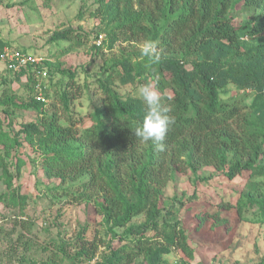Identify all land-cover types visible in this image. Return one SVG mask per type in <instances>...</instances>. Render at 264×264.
Listing matches in <instances>:
<instances>
[{"label": "trees", "instance_id": "trees-1", "mask_svg": "<svg viewBox=\"0 0 264 264\" xmlns=\"http://www.w3.org/2000/svg\"><path fill=\"white\" fill-rule=\"evenodd\" d=\"M98 4L97 34L109 38L93 47L97 52L113 49L121 39H152L161 50V62L152 65L141 52L114 57L111 63L105 60L108 64L95 73L101 104L88 116L89 126L83 118L72 116L74 101L88 88L79 82L77 71L63 68L61 62L45 61L44 80L32 66L16 72L26 78L32 97L23 104L16 102V95L4 94L3 113L11 119L16 109H31L38 117L15 136L2 129L0 120V149L10 155L23 143L35 147L47 179L82 186L77 200L96 199L107 234L119 242L106 244L101 264H170L165 257L174 250L194 259L191 231L172 218L176 204L167 208L163 195L177 173L197 177L203 168L213 167L234 180L249 172V188L241 193L235 209L245 222L262 227L264 0H98ZM80 37L69 28L55 31L52 41L82 45ZM4 47L10 46L0 41V52ZM59 74L64 80L57 83L63 86L56 99L62 112L48 111L47 102L36 100L37 85L45 87L47 100L46 82ZM144 83L160 92L163 105L175 118L163 151L134 135L146 111L134 98L135 90ZM128 85L133 86L132 93L122 94L121 87ZM230 85L237 89L236 96H231ZM24 166L21 158L13 165L0 152V203L15 212L16 220L21 219L22 229H26L23 218L30 197L16 181ZM209 218L226 222L219 214L200 212L196 228ZM50 244L55 250L46 264L90 263L100 245L96 236L87 240L85 227L73 242ZM68 247H73V254Z\"/></svg>", "mask_w": 264, "mask_h": 264}, {"label": "rangeland", "instance_id": "rangeland-1", "mask_svg": "<svg viewBox=\"0 0 264 264\" xmlns=\"http://www.w3.org/2000/svg\"><path fill=\"white\" fill-rule=\"evenodd\" d=\"M98 6V0H0V41L41 58L43 63L61 62L63 68L77 71L82 85H88L72 105V116L83 118L87 126L91 124L88 123V116L101 104L95 73L101 66L111 63L114 57L140 52L144 41L121 39L113 49L105 47L103 53L97 52L93 47L109 38L106 34H97L100 21L94 15ZM69 28L81 35L82 45H76L75 41H52L55 31ZM61 79L64 80L59 74L46 82L49 85L48 111L62 112L56 99V93L63 86L61 83L57 85L59 80L62 82ZM29 88L25 77L7 71L0 63V99L7 93L16 95L18 103H29L32 97ZM229 88L231 96H236L237 89L233 85ZM132 91L131 85L120 89L124 95ZM3 111L0 104L2 129L9 136H15L22 126L38 117L34 110L16 109L12 118L8 119ZM0 152L13 165L18 158L24 160L25 166L16 184L22 193L30 197L23 218L27 223L26 229L20 226L21 219L16 220L15 212L0 203V264H46L52 249L55 250L50 242H73L84 227L87 240L93 241L96 236L100 244L97 257L86 264H101V255L107 251L106 244L113 241V246H117L119 242L107 234L108 228L96 207V199H84V196L77 200L75 197L83 194L82 186L47 179L39 151L27 143H23L18 151H10V155L5 153L4 147ZM249 177L250 173L244 172L230 180L213 167L203 168L197 177L190 173L175 175L164 188L163 195L167 208L176 204L172 218L190 229V245L195 256L189 259L181 251L174 250L165 257L170 264L180 261L189 264H259L264 261V225L257 228L245 222L235 209L241 193L249 188ZM0 190H3L2 184ZM219 205L231 208L225 211ZM200 212L219 214L226 222L209 218L197 229L196 216ZM248 218H251L250 214ZM141 221L142 218L137 220ZM67 250L72 254L74 252L73 247Z\"/></svg>", "mask_w": 264, "mask_h": 264}, {"label": "clouds", "instance_id": "clouds-1", "mask_svg": "<svg viewBox=\"0 0 264 264\" xmlns=\"http://www.w3.org/2000/svg\"><path fill=\"white\" fill-rule=\"evenodd\" d=\"M140 52L141 56L152 65H157L162 60L161 50L155 40H144L140 45ZM134 98L138 99L146 109L142 122L133 129L134 135L141 143L152 142L163 151V142L175 124V118L163 105L160 92L150 83L141 84L135 90Z\"/></svg>", "mask_w": 264, "mask_h": 264}, {"label": "built area", "instance_id": "built-area-1", "mask_svg": "<svg viewBox=\"0 0 264 264\" xmlns=\"http://www.w3.org/2000/svg\"><path fill=\"white\" fill-rule=\"evenodd\" d=\"M0 63L4 67L14 73L23 71L28 67L32 66L34 70H37V75L41 80L47 78L48 73L43 60L38 57H34L31 54L14 49L12 47H4L0 52ZM42 66V67H41ZM36 100L39 102H47L44 96L45 87L40 83L37 85Z\"/></svg>", "mask_w": 264, "mask_h": 264}]
</instances>
